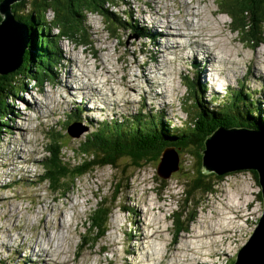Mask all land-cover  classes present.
Here are the masks:
<instances>
[{"label": "rangeland", "instance_id": "1", "mask_svg": "<svg viewBox=\"0 0 264 264\" xmlns=\"http://www.w3.org/2000/svg\"><path fill=\"white\" fill-rule=\"evenodd\" d=\"M152 2L154 0H119L115 13L120 17V28L116 35L107 27L102 15L89 14L87 24L92 32L89 38L92 43L78 44L75 39L61 41L58 45L63 56L60 54V62L53 69V78L38 87L40 91L33 87L34 82L29 83V92L23 95L29 110L22 108L24 104L21 101L9 102L14 110L9 111L13 115L10 116L12 121H9L0 140V264H25L27 259L30 264H54L49 258L53 256L52 249L57 251L58 248L64 253L60 256L62 264H235L240 249L254 233L264 214V200L255 176L249 170H242L216 178L215 191L199 195L205 202L193 212L196 215L195 222L189 232L175 238L172 217L184 201L183 178L191 177L189 169L193 165L194 154L180 153L181 168L165 178V188L157 178L162 152L159 159L143 169L131 171L132 178L126 184L128 189L118 199L107 228L101 231L103 236L94 248L91 244L81 248L86 243L82 239L87 240L89 236L86 223L93 209L103 198L109 199L116 180L121 178V171L125 168L130 171L133 164V150L118 136L117 127L100 128L102 121L128 116L136 125L147 114L157 112L163 115L162 120L167 126L185 127L195 117L196 107L193 104L197 103L198 97L204 105L215 109L212 98L223 103L229 99L231 91L238 89L248 94L246 101L252 97L254 100L251 103H256L260 112L264 113V44L254 47L251 42L244 41L235 29L231 30L233 26L227 15L229 13H220L216 0H159L155 15L159 20L156 23H152L148 16ZM183 3L189 5V11L194 12V15L187 12L188 8ZM165 12L181 17L177 18L178 21H190L191 28L197 26L198 32H191L185 38L189 29L183 39L176 28L163 26ZM230 14L236 24L235 15ZM48 15L50 19L53 18L52 11ZM163 29L169 31L167 35H176L163 39ZM138 30L150 35L142 37ZM156 32L161 33L159 37ZM197 33L202 34L203 41L197 40ZM156 37L169 43L159 47L164 51L160 55L156 51L158 56H173L170 53L176 48L171 43L178 46L177 55L181 52L179 44L189 42L188 53L180 54L179 62H162L163 57H160V61L158 56L153 55L152 41ZM215 44L223 54L219 56L220 62L234 59L238 62H233L235 70L232 73L222 66L219 70H210L212 80L207 81V61L212 67L217 64V57L209 51L211 47L215 48ZM204 46L212 58L199 64L189 56L196 55L195 51ZM73 58L83 60V63L73 62ZM95 61L99 63V69H96ZM144 61L147 65L140 63ZM225 64L232 65L229 62ZM80 65L89 70L88 75L80 70ZM147 67L151 69L150 72ZM95 74L99 75V79H96ZM83 76H87L85 80L89 76V80L94 83L90 84L92 89L89 95L87 87H83L86 90L83 92L79 88L78 81L82 85L86 84ZM142 76L146 77V82H142ZM108 77H111L110 84L103 85ZM193 79L195 84L201 85L196 92L190 84ZM61 81L66 86L70 83L72 87L63 88ZM141 88L144 93L140 91ZM83 96H88L86 100L89 103L86 106L82 102L85 99ZM18 99L21 100L19 96ZM52 100H57L59 107L49 110L46 106L56 105ZM40 104L46 105L44 110ZM231 104L227 102L225 106ZM87 106H92L90 112ZM101 107L102 110H95ZM16 108L19 110L15 111ZM139 108H143L144 113ZM44 111L48 116L42 115ZM232 115L239 116L235 111ZM152 124L157 125L156 118ZM68 127L78 131L87 130L80 137H71ZM92 130L104 134L105 146H121L124 155L131 157V163L130 158H124L120 168L99 167L77 178L67 175L56 191L52 187L50 190L51 182L48 180L38 183L46 172L40 162L48 156L45 151L47 146L58 143L64 145L63 153L74 162L80 141ZM134 140L141 142L137 133L132 132L131 144ZM16 148L20 150L9 153ZM30 157L35 159L31 161ZM73 180L74 184L71 183ZM64 190L69 193L61 196ZM122 205L129 207L131 212H124ZM151 205L154 208L146 213ZM139 206L143 211L141 213L137 210ZM50 219L58 231L50 225ZM52 229L55 233L51 232ZM143 234L147 235L146 241ZM24 235L40 245L33 243V246ZM46 240H54V247L46 246ZM183 242L185 249L180 250ZM26 243L27 246L31 245L30 249ZM141 246H145L142 253V250H130ZM40 247H45L48 253L42 258L39 256ZM104 249L107 251L103 252Z\"/></svg>", "mask_w": 264, "mask_h": 264}, {"label": "trees", "instance_id": "2", "mask_svg": "<svg viewBox=\"0 0 264 264\" xmlns=\"http://www.w3.org/2000/svg\"><path fill=\"white\" fill-rule=\"evenodd\" d=\"M2 1L0 0V6ZM217 3L223 12L227 11L229 14L231 12L235 15L236 24L233 22L231 14L229 15L233 26L232 30L235 29L244 41L251 42L254 47L264 44V0H217ZM118 4L119 0H22L12 4V12L16 19L25 23L30 29V40L22 65L13 72L0 74V140L3 132L9 126V121H12L10 116L13 115L9 111L14 112V110L9 102L15 100L18 102V96L29 89V83L34 82L40 87L49 78H53V69L60 62L59 57L62 53L58 44L65 39H75L78 44L92 43L91 40L89 42L92 32L87 24L89 14L102 15L107 27L112 29V33L116 35L120 28V17L115 13V9L119 7ZM50 11L53 13L52 19L48 15ZM2 18L0 13V22ZM130 21L131 19L128 22L130 23ZM139 32L142 37L150 35L147 32ZM190 84L194 86L196 92L199 85L194 83V79ZM246 97L247 94L241 90L231 91L229 102L232 104L221 108V105L227 103L215 101V109L204 105L201 98L198 97L197 103L193 104L196 107L195 117L185 127L180 128L167 126V123L162 120L163 115L154 111L138 121L136 125H133L128 116L115 119L107 118L100 123V128L117 127L118 136L124 140L128 148L133 150V164L131 157L128 154L124 155L121 146H105L106 137L104 134L92 130L80 141L78 156L74 162L62 153L64 145L58 143L50 147L47 146L48 156L41 163L43 171L46 170V172L39 183L48 180L51 182L50 187L56 191L61 187V181L67 175L77 178L92 173L99 167L120 168L122 159L130 158L131 170L127 171L125 168L121 171V178L116 180L109 199H102L90 214L89 223H86L89 236L81 248L84 249L89 244L94 245V248L103 236L101 231L107 228L113 210L117 207L118 199L128 189L126 184L132 178L131 171L141 170L159 159L164 148L168 146H175L178 153L192 152L194 161L189 169L191 177L183 178L184 201L172 217L174 228L177 231L176 236L179 237L182 233L189 232L192 223L196 220V215L193 212L204 205L205 199H201L202 197L199 195L214 192L215 179L222 177L217 172L209 174L204 172L202 165L204 158L201 150L206 147V139L221 125L243 126L264 132V113L257 109L256 103H251L254 100L252 97L249 98V101L245 100ZM202 101L204 102V100ZM18 110V108L15 109V111ZM139 111L144 113L143 108H139ZM233 111L240 117L233 116ZM189 112L191 113V110ZM155 118L157 125L152 124ZM132 132L137 133L141 142L134 140L131 144ZM249 172L255 176L260 185L259 172L256 169ZM127 173L129 175L126 177ZM157 178L162 182V187L166 188L165 178L159 176ZM71 183L74 184V180ZM68 193V190L61 191L62 196ZM158 193L160 194L161 191ZM121 209L123 211L131 210L124 205L121 206ZM106 251L107 249L103 250V252Z\"/></svg>", "mask_w": 264, "mask_h": 264}, {"label": "water", "instance_id": "3", "mask_svg": "<svg viewBox=\"0 0 264 264\" xmlns=\"http://www.w3.org/2000/svg\"><path fill=\"white\" fill-rule=\"evenodd\" d=\"M18 1L21 0H3L0 6L3 17L0 22L1 75L13 72L22 65L29 45L30 29L25 23L18 21L12 12V4ZM86 130L81 132L76 128H68L73 137H80ZM169 147L163 150L157 166L158 174L164 178L180 169V159L175 147ZM202 153L203 168L207 173L217 172L224 175L234 171L256 169L259 172L264 200V132L243 126L221 125L206 139V149ZM237 259L235 264H264V214L248 242L240 249Z\"/></svg>", "mask_w": 264, "mask_h": 264}, {"label": "bare ground", "instance_id": "4", "mask_svg": "<svg viewBox=\"0 0 264 264\" xmlns=\"http://www.w3.org/2000/svg\"><path fill=\"white\" fill-rule=\"evenodd\" d=\"M159 0H154V2H152L150 5H149V8H150V10L148 11V16H149V18L151 19V22L152 23H156L158 20L155 18V15H156V10H158V4H159V2H158ZM185 3H183V5H184ZM184 7L185 8H188L189 7V5L186 3V5H184ZM187 10V12H189L190 14H193L194 15V12H191V11H189L190 9L188 8V9H186ZM152 11H153V13H152ZM168 11H170V10H168ZM144 12V11H143ZM164 16H165V24L163 25V26H167V27H173V28H176L178 31H179V35H181V36H183V39H184V36L186 35V31L187 30H189L188 31V34L186 35V37L185 38H187L188 36H190L191 34V32H198V30H199V28L197 27V26H194L193 28H191V25H189V23H190V21H187V23L186 22H184V21H178L177 20V18H181V17H174V16H171V14L170 13H168V12H165L164 13ZM131 17V16H130ZM134 19V18H133ZM184 19V18H183ZM180 20V19H179ZM144 21H146V20H144ZM134 22H136V19H134ZM146 23H148V21H146ZM140 25H143V24H140ZM139 31V30H138ZM162 33L164 34V36L162 35V38L163 39H165L166 37H170V38H174V35H176V34H174V33H171V35L169 34V35H167L168 33H169V31H165L164 29L162 30ZM159 34H161L160 32H156V36H158L159 37ZM201 33H197L196 34V38H197V40H204V38H201ZM158 37H156V38H154V40L152 41V43H153V45H154V51H153V55L154 56H158V53L157 52H159V55L161 54V53H163V51L164 50H160L159 49V47H162V45H163V41H160L159 39H158ZM181 41V40H180ZM182 42V41H181ZM193 42V41H192ZM151 44V43H150ZM174 47L173 48H176V50H174V51H172V53H170V54H172L173 56H169V58H166V56L167 55H169V54H164V55H162V56H158V60H160V57H163V61L162 62H172V61H174V62H179V57H180V54L181 55H184L185 53H188V46H190L189 45V42H184V43H182V44H179V45H181V52L179 53V54H177L176 55V51H177V49H178V46L177 45H174L173 43H171ZM176 44V43H175ZM164 45H169V43H164ZM216 46H215V48L214 47H211L210 49H209V51H211V52H213V54L217 57L216 58V62H217V64H216V66L215 67H212L208 62L209 61H207V71H206V73L207 74H209V77L207 78V81L209 80V81H211L212 80V78H210V76H211V73H210V70H214V68H217V70H219L221 67L220 66H222L226 71H229V73H232L233 71L232 70H235V66H234V64H233V62H236L237 60L236 59H234V60H231V62L230 61H224V63L223 62H220V59H219V56H222L223 54L220 52V47L217 45V44H215ZM157 51V52H156ZM185 51V52H184ZM83 52H85V50L83 51ZM196 55H190L189 57H193L194 58V60L195 61H197L199 64H200V62L201 61H206L207 59L209 60V59H211L212 58V56H210L209 54H208V50H207V48H206V46H204V47H202V48H198L196 51ZM220 53V54H219ZM200 54H202V55H200ZM201 57V58H200ZM161 61V60H160ZM73 62H76V63H78V62H82L83 63V60H79L78 61V59H76V58H73ZM97 61H95V67H96V69H99L98 67H99V63L97 62ZM225 62L227 63V62H229V63H231L232 65H228V64H225ZM238 62V61H237ZM242 63H243V59H242V61H241ZM81 63V64H82ZM141 64H145V65H147V63H146V61H144V62H140ZM198 64V65H199ZM158 65V64H157ZM160 65H163L162 63L160 64ZM159 65V66H160ZM138 66V65H137ZM158 66V67H159ZM79 68H80V70H83L84 72H85V74L86 75H88L89 74V70H87V69H83V67H82V65H80L79 66ZM105 68V67H104ZM240 68V67H239ZM147 69L149 70V72H150V68H148L147 67ZM77 70H78V68H77ZM79 71V70H78ZM156 71H159L160 72V70L159 69H157ZM237 72V71H236ZM236 72H234V74L235 75H237L236 74ZM77 73V72H76ZM8 74V73H7ZM78 75H81V74H79V73H77ZM96 75V79H99V75L98 74H95ZM156 75H159V74H156ZM161 75V77H162V74H160ZM249 75V74H248ZM82 76V75H81ZM148 76H150V75H148ZM84 78H83V80H84V82H86V84H84L83 83V85L82 84H80V81H78L76 78V80L79 82V88H80V90L83 92V91H86L84 88L85 87H87L88 88V95H89V90L90 89H92V87H91V85H94V83H92L90 80H89V76H88V80H85V78H87V76H83ZM124 77V76H123ZM151 77V76H150ZM228 77V76H227ZM72 78V77H71ZM152 78V77H151ZM110 79H111V77H108L107 79L105 78V80H104V83H103V85H108V84H110ZM162 79H163V77H162ZM101 80V79H100ZM131 80V79H130ZM141 80H142V82H146V77H141ZM69 81V80H68ZM173 81H174V79H173ZM62 82V84H63V88L66 86V83L64 82V81H61ZM71 82V81H70ZM91 82V83H90ZM159 82V85L161 84V82L160 81H158ZM210 83V82H209ZM91 84V85H90ZM174 84H175V82H174ZM170 85V84H169ZM182 85H184V84H182ZM157 86V85H156ZM164 86V85H163ZM72 87V86H71ZM70 87V83H68V86H66L65 88H71ZM84 87V88H83ZM176 88V89H175ZM174 89L175 90H177V87H175ZM94 89V88H93ZM67 90V89H66ZM141 92H145L142 88H141V90H140ZM165 91V90H164ZM179 91L181 92V89H179ZM169 92H170V90H169ZM150 93V92H149ZM126 95L128 96V92H126ZM154 97V96H153ZM72 98V97H71ZM83 98H85V99H83L84 101H82L83 102V105H87L88 103H89V101L88 100H86V98H88V96H83ZM132 98V97H131ZM156 98V97H155ZM73 99V98H72ZM116 99V98H115ZM130 99V98H129ZM159 99H161V98H159ZM21 100H22V98H21ZM26 100V99H25ZM58 101H59V99H57ZM57 100H52L54 103L53 104H56V105H52V106H46L45 104L43 105V104H40L41 105V108L44 110V108H45V106L47 107V108H49V110L51 109V108H53V109H57V107H59L58 105V103L56 102ZM66 100V99H65ZM27 101V100H26ZM72 102H74V101H72ZM85 108V107H84ZM87 108L89 109L88 111L90 112L91 111V108H92V106H87ZM96 111L97 110H102V107H101V109H95ZM164 110H166V108L164 109ZM36 112H39V111H36ZM86 114V113H85ZM44 117H46V116H48V115H46V113H45V111H44V114H42ZM168 148H170V147H168ZM18 150H20V149H17L16 148V150L15 151H13L12 149H11V151L9 152V153H12V152H17ZM22 153V152H21ZM24 155V154H23ZM34 158V157H33ZM33 158H31L30 157V159H31V161L32 160H34ZM34 166V165H33ZM175 171H173L171 174H173ZM41 179H42V177H41ZM154 208V206L153 205H151V206H149L148 207V209H147V211H146V213L147 212H149L151 209H153ZM138 211H140V213L141 212H143L142 211V209L140 208V206H139V208L137 209ZM50 212H53V211H50ZM55 212V211H54ZM130 212H131V210H130ZM145 212V211H144ZM56 215H60V213L59 214H57L56 213ZM11 219H13V218H11ZM147 221H149L150 222V218H148L147 217ZM147 221H145L144 222V224L146 225L147 224ZM148 222V223H149ZM67 223V222H66ZM152 224V223H151ZM50 225L53 227V225H55L54 223H52V219H50ZM56 226V225H55ZM57 227V226H56ZM148 227V226H147ZM54 228V227H53ZM55 229V228H54ZM56 231H58L59 229H55ZM156 230V229H155ZM53 231V233H55V231L52 229L51 230V232ZM154 231V230H153ZM177 232V231H176ZM176 232H175V238L177 237L176 236ZM153 233V232H152ZM156 234V233H155ZM149 235V234H148ZM152 235V234H151ZM25 236V235H24ZM26 237V236H25ZM143 237H144V240L146 241L147 240V235H145V234H143ZM29 241L31 240L30 239V237H26ZM52 238V237H51ZM56 238V237H55ZM133 239V238H132ZM135 239V238H134ZM53 241L54 240H52V241H49V242H47V240L45 241V242H47V245L46 246H50V247H54V245H53ZM184 242H185V240H184ZM183 242V244L179 247L180 248V250H183V249H185V243ZM37 244V243H35V242H33L32 240H31V244L34 246V244ZM42 244V243H41ZM37 245H40V243H38ZM56 246V245H55ZM26 247L28 248V249H30V247H31V245H29V246H27V243H26ZM201 247V246H200ZM144 248H145V246H141V247H139V248H130V250L131 251H133L134 252V250H144ZM55 249V248H54ZM143 250L142 251H140L141 253L143 252ZM40 252H41V254H39V256L42 258V256L43 255H46V254H48L47 253V251H46V248L45 247H40ZM182 252V251H181ZM51 253L53 254V256L51 257V258H49V260L52 262V263H54V264H62V260H60V256L61 255H63L64 253H62L61 251H60V249L58 248V250L57 251H53V249H52V251H51ZM55 254H58V256H56ZM131 254V253H130ZM184 254V253H183ZM183 254H180V255H183ZM35 254L33 253V256H34ZM135 255H141V254H138V253H136ZM182 257V256H181ZM180 257V258H181ZM179 258V260H181ZM136 261H138L137 259H135ZM134 260V261H135ZM178 260V261H179ZM23 261H24V259H23ZM134 261H129L130 263H132V262H134ZM22 262V261H21ZM26 262L28 263V264H30L29 262H28V259H27V261H25V264H26Z\"/></svg>", "mask_w": 264, "mask_h": 264}, {"label": "clouds", "instance_id": "5", "mask_svg": "<svg viewBox=\"0 0 264 264\" xmlns=\"http://www.w3.org/2000/svg\"><path fill=\"white\" fill-rule=\"evenodd\" d=\"M22 1V0H21ZM19 2V1H18Z\"/></svg>", "mask_w": 264, "mask_h": 264}]
</instances>
